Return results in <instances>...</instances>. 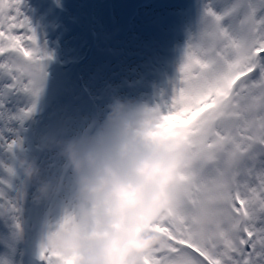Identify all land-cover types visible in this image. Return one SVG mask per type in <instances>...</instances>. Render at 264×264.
I'll return each mask as SVG.
<instances>
[{
	"label": "snow or ice",
	"instance_id": "obj_1",
	"mask_svg": "<svg viewBox=\"0 0 264 264\" xmlns=\"http://www.w3.org/2000/svg\"><path fill=\"white\" fill-rule=\"evenodd\" d=\"M22 3L0 0V147L10 154L20 146L9 138L12 124L31 115L35 104L25 102L42 90L22 78L11 58L23 56L41 69L51 59ZM200 25L171 102L148 109L185 125L198 163L182 177L166 219L154 226L170 243L135 259L264 264V0L204 3ZM2 166L15 175L12 166ZM40 257L57 264L43 249Z\"/></svg>",
	"mask_w": 264,
	"mask_h": 264
},
{
	"label": "clouds",
	"instance_id": "obj_2",
	"mask_svg": "<svg viewBox=\"0 0 264 264\" xmlns=\"http://www.w3.org/2000/svg\"><path fill=\"white\" fill-rule=\"evenodd\" d=\"M11 63L34 88L44 87L45 68L23 56ZM190 139L180 121L115 98L90 134L57 141L75 196L41 249L57 264H138L135 257L163 250L170 241L154 226L166 219L182 177L198 163ZM11 159L16 171L35 181L37 202L55 190L22 150Z\"/></svg>",
	"mask_w": 264,
	"mask_h": 264
},
{
	"label": "rangeland",
	"instance_id": "obj_3",
	"mask_svg": "<svg viewBox=\"0 0 264 264\" xmlns=\"http://www.w3.org/2000/svg\"><path fill=\"white\" fill-rule=\"evenodd\" d=\"M111 1L100 0V4H97L96 0H48L44 4L46 11H49V6L53 4L50 12L52 16L56 17L60 28L63 27L60 22L67 19L68 25L66 23L65 31H62L61 28L62 32L60 33H66L67 35L81 34V38L75 41L72 47V52L81 57L79 66L83 63L86 66L88 62L87 55L85 54L88 48V41L86 39L88 35L90 36L89 41H92L95 51L99 49L101 56H104L106 59L116 50L117 44L121 43L118 37L122 33L121 30L127 28L134 31V26L138 27L134 31V37L119 51H123L122 62L124 61L125 66L130 68L135 67V64L131 61V57H139L140 53L144 51L146 58L141 65L143 70L140 74L129 76L128 74H122L121 70L116 68L115 71L118 72V76L122 74L118 78L119 81L123 82L124 87L128 90H124L123 88L124 91L117 96H113V94L109 96L105 108L115 98L126 101L127 91L135 94L134 96L130 95L135 98L145 93L148 99L152 100L149 104L157 101L162 107L164 104L170 103L181 81V68L186 60L188 45L195 40L200 31V18L203 12V5L204 3L216 4L218 0H135L141 5H145L144 7H147V9L143 10L144 18L139 24L128 23V19L132 15L135 16L136 6L129 7L128 0H113L115 2L114 5L111 4ZM66 10H68L67 14L70 13L68 16L65 14ZM116 21H118L117 26ZM50 28L48 26L44 29V32H46L48 40L50 39L53 44L56 32ZM49 45L51 46V43ZM52 48H55V44L52 45ZM50 56L51 59L46 62L45 66L47 73L46 83L38 97L34 99L29 98L25 102L27 105L30 106L34 103L36 109L39 106H42V109L52 108V106L53 109H57L58 106H55V104L66 107V99L63 102H59L58 97H63L61 95L67 90H73L69 84L75 86V96H77L78 90H80V94L83 96L86 91L88 97L95 96L97 89L95 93L92 92L93 94L88 90L93 89L95 86L89 88L86 82L87 79L83 80L80 75L70 74L69 72L63 73L60 68L65 69L67 66L62 64L58 68L57 65L62 62H55L53 60L54 56ZM100 60L102 61V59ZM100 60L95 63L92 60L91 65L97 67L100 64ZM89 67L83 71V77L95 74L94 69L91 70L92 72L90 71V74L88 73L89 69H91V66ZM115 71L112 73H116ZM112 73L111 75H113ZM128 73L132 74V69H129ZM193 75H195V71H193ZM106 84L103 85L105 86ZM105 113L106 111L95 113L92 131L103 120ZM162 114L167 113L163 112ZM27 120L28 118L22 123L14 122L12 124L14 131L9 134V138L19 140L20 146L15 149V152L28 149V151L23 152L26 154V152L30 151V157L35 159L36 155L32 152L33 147L31 145H35L36 147L37 143L32 141L33 135L28 134L27 129L29 127L26 128ZM51 120L52 118L49 116V119L45 118L44 122L51 124ZM81 126L82 124L73 130V138L86 135L80 132L79 127L81 128ZM57 129L53 128L50 133H55ZM5 135L7 136V133ZM27 142L28 144L26 145ZM4 164L14 168V176H10L4 170L2 166ZM59 164L61 167L59 168L58 166L59 172L57 174L58 178L56 177L55 186L60 188L63 194L56 202L53 201L51 203L52 213L50 219L53 220L52 225L66 210L70 209L72 201L69 200V194L75 192L73 175L67 167L64 157ZM58 168L56 171H58ZM8 185H11V187H8ZM29 191L28 180L15 170L11 154L7 153L3 147H0V264H20V262L31 264L28 262V254L31 252L37 258L33 264H44V261L40 257L41 251L38 248L28 247L24 243L22 244V248H18L16 242L10 243L15 238L10 231L12 227L16 229L20 243L24 242V235L29 231V227L25 223L27 221L23 220V218H27L26 214H23L25 212V205L35 200L34 198H28L27 194ZM9 202L15 205V211L11 210ZM19 249L21 250L20 253Z\"/></svg>",
	"mask_w": 264,
	"mask_h": 264
},
{
	"label": "bare ground",
	"instance_id": "obj_4",
	"mask_svg": "<svg viewBox=\"0 0 264 264\" xmlns=\"http://www.w3.org/2000/svg\"><path fill=\"white\" fill-rule=\"evenodd\" d=\"M46 1L48 0H23L22 3V10L29 19L32 28L36 32L38 42L50 55L54 56L53 60L55 62H62L61 64L57 65L58 68H60L59 66H61L62 64L67 66L65 69L60 68L62 69L63 73L69 72L70 74L80 75L83 80L87 79L86 82L88 83V85L87 83L86 85L89 88L95 86L91 90L88 89L90 93H95L97 89L95 96L88 97L87 91L83 96L80 94V90L77 91V96H75V86L73 84H69V86L73 90H67L63 92V95H61L63 97H58L59 102H63V100L66 99V107L55 104V106H58L57 109H53V106L52 108L48 107L47 109H42V106H39L37 107V109L34 108L31 115L28 117L26 128L29 127L27 129L28 134H32V141H35L37 143L36 147L35 145H31V147H33L32 152L36 155V158L32 159L30 157V151L28 153L26 152V155L36 162L38 166L39 176L42 179L52 181L55 186L56 180L58 178L57 174L59 172V168L61 167L59 166V163H61V160L63 158V156L60 154L57 141H61L66 138H73V130L77 129L80 124H82L81 128L79 127L80 132L85 133L86 135L90 134L94 126L95 113L99 111H107V108H105V106L107 104L108 97L112 94L113 96H117L124 90H128L126 87H124L123 82L119 81L118 78H120L122 74H128L129 76L140 74V72L143 70V67L141 65L143 60L146 58V54L143 51L140 53L139 57H131L132 63L135 64L134 68L127 67L125 66L124 61L122 62L123 51L120 52L119 50L123 49V46L126 45L127 42H129V40L134 37V31L138 29V27L134 26V31L127 28L121 30L122 33L118 35L121 43L119 45L117 44L116 50L113 51V53L106 59L104 58V56H101L99 49L95 51L94 45L92 41H89L90 36L88 35L86 38L88 41V48L85 51L88 62L86 63V66L85 63L79 66V64L81 63V57L75 55L72 52V47L75 41L81 38V34L67 35L66 33H60L62 31H65L64 28L68 25V22L66 21L67 19H64L60 22L63 26L61 27V31V28L58 26V23L56 21V17L54 15L52 16L50 12L53 4L49 6V11H46V7L44 4V2ZM99 2L100 0H96L97 4H100ZM111 4L114 5L115 2L112 0ZM128 6H136L134 14L135 16L132 15L128 19V23L139 24V22L144 18L143 10L147 9V7H144L145 5H141L138 1L135 0H128ZM67 11L68 10H66L65 13L66 16L70 14H67ZM117 25L118 21H116V26ZM48 26L51 27L50 29H52L53 31L55 30L56 32V36L53 40L55 48H52L53 44L50 39L48 40L46 32H44V29ZM14 34L25 36L24 31L21 29H15ZM25 42H27L26 39ZM50 43L51 46L49 45ZM89 51L91 52L89 53ZM0 59H3V57H0ZM100 59H102V61ZM92 60L94 61V63L100 60V64L97 67L95 65L93 66L91 65ZM89 66H91V69H89L88 73L90 74V71L94 69L95 74L93 73V75L83 77V71L86 68H90ZM116 68L121 70L122 74H120V76H118V72L115 71ZM129 69H132V74L128 73ZM114 71L116 73H112ZM111 73L113 75H111ZM112 76L115 78H113ZM103 84L106 85L104 86ZM127 94L129 96L126 95V101H131L133 103L139 104L146 109H153L161 105L157 101L149 104V102H152V100H149L145 93L140 94L138 98L131 97L130 95L134 96L135 94L130 91H127ZM36 114L41 115L36 116ZM49 116L50 118H52L51 124H47L44 122L45 118L49 119ZM53 128L58 129L55 133L51 134L50 132ZM27 144L28 142L26 143V145ZM23 151H28V149H23ZM57 168L58 171H56ZM27 180L28 185L30 186V191L27 195L29 199H32L34 198L35 181L31 179ZM62 194V190L55 186V190L52 191L46 199L37 202L34 198V202L32 201V203L29 202L28 204H26L24 207L25 212H23V214H26L27 218H23V220L27 221L25 223L28 225L29 231L24 235V242L20 243L16 229L12 227L10 231L13 236H15V238L13 239V242L10 243L13 244L16 242V246L18 248H22V244L24 243L28 247H36L41 251V246L45 234L49 230L53 222V220L50 219L52 213L51 203L53 201L56 202ZM74 196L75 192L69 194V200H71L72 203L74 200ZM20 252L21 250L19 249V253ZM31 254L33 253H29L28 257ZM20 264H23V262H20Z\"/></svg>",
	"mask_w": 264,
	"mask_h": 264
}]
</instances>
